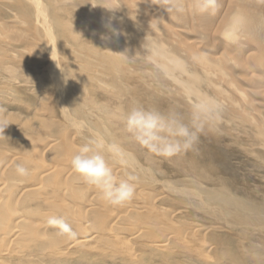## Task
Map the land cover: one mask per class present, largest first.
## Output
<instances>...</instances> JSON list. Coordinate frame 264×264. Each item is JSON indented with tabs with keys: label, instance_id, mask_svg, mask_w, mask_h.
I'll return each instance as SVG.
<instances>
[{
	"label": "rangeland",
	"instance_id": "1",
	"mask_svg": "<svg viewBox=\"0 0 264 264\" xmlns=\"http://www.w3.org/2000/svg\"><path fill=\"white\" fill-rule=\"evenodd\" d=\"M217 5L209 13L194 0H0V264H264V0ZM156 42L169 58L148 48ZM189 73L206 100L222 101L216 81L235 88L204 111L177 81ZM133 107L186 127L190 146L166 156L139 144L123 123ZM90 132L160 182L106 147L114 174L135 177L136 192L105 203L70 165ZM17 164L30 174L18 176ZM49 216L76 236L57 235Z\"/></svg>",
	"mask_w": 264,
	"mask_h": 264
},
{
	"label": "clouds",
	"instance_id": "2",
	"mask_svg": "<svg viewBox=\"0 0 264 264\" xmlns=\"http://www.w3.org/2000/svg\"><path fill=\"white\" fill-rule=\"evenodd\" d=\"M195 8L200 12L215 13L217 0H194ZM102 39H110L103 36ZM74 128L84 129L87 124L83 120L71 121ZM125 130L142 146L149 148L161 155H174L182 148L190 146L187 139L192 135L184 126L172 128L165 119L157 112L147 110L143 107H133L124 116ZM172 137H184L183 143L180 139H169ZM106 141L98 134L87 138L72 155L70 165L74 173L79 175L83 181L94 187L101 199L112 206H119L130 201L136 192L133 182L135 177L127 176L119 178L114 174L113 168L104 155ZM109 151L110 146H108ZM15 171L20 177H27L30 170L23 164H17ZM46 224L50 228L57 229V235L75 237L76 233L62 216H49Z\"/></svg>",
	"mask_w": 264,
	"mask_h": 264
},
{
	"label": "bare ground",
	"instance_id": "3",
	"mask_svg": "<svg viewBox=\"0 0 264 264\" xmlns=\"http://www.w3.org/2000/svg\"><path fill=\"white\" fill-rule=\"evenodd\" d=\"M257 1V0H256ZM145 2V1H144ZM39 4V3H38ZM149 3H147V5H148ZM153 7V6H152ZM158 7V6H157ZM43 9V8H42ZM43 13V12H42ZM235 22H239L240 20H237L236 18L235 19H233ZM233 23V22H232ZM2 26V25H1ZM220 26V25H219ZM232 26H234L235 27V25H234V23H233V25ZM239 26H241V25H239ZM244 27H246V25L244 26ZM253 29H254V27H253ZM226 30V29H225ZM232 31V30H231ZM257 31V30H256ZM2 32V31H1ZM232 33V32H231ZM258 33V32H257ZM3 34V33H2ZM225 35H227V36H229L230 37V28L228 27L227 28V30H226V33H224ZM234 34V33H233ZM47 35V34H46ZM49 36V35H48ZM233 36V35H232ZM234 36H235V34H234ZM51 38V37H50ZM258 38V37H257ZM220 39V38H219ZM149 40V39H148ZM154 40H156V39H154ZM153 40V41H154ZM235 41V40H234ZM155 42V41H154ZM257 43V42H256ZM53 44V43H52ZM153 44V43H152ZM150 45L151 44H149V46H148V48L150 49V48H154L155 50H156V48L158 49V52L161 54V56L162 57H164V58H169V56H167V53L165 54L164 53V51H163V48L164 47H161L159 44H157V42L155 43V45L153 46V47H150ZM242 45V44H241ZM239 46V45H238ZM166 48V47H165ZM54 49V48H53ZM238 49V48H237ZM193 51V50H192ZM258 51V50H257ZM260 51V50H259ZM155 52V51H154ZM225 52V51H224ZM52 53V52H51ZM183 53V52H182ZM259 53V52H258ZM47 54V53H46ZM226 55V54H225ZM52 56V55H51ZM257 56V55H256ZM52 58H54V57H52ZM189 58V57H188ZM175 59V58H174ZM216 59V58H215ZM215 59H211L212 61H214ZM254 59V58H253ZM257 59V58H256ZM262 59V58H261ZM176 61H172L171 60V63L173 62L174 64H176L177 63V59H175ZM260 61V60H259ZM55 62V61H54ZM192 62V61H191ZM239 62V61H238ZM251 62V61H250ZM193 63V62H192ZM240 63V62H239ZM259 63H261V61L259 62ZM242 64V63H241ZM244 64V63H243ZM242 64V65H243ZM232 65V64H231ZM248 65V64H247ZM238 66V65H237ZM246 66V65H245ZM254 66V65H253ZM252 66V67H253ZM56 67H57V65H56ZM164 67H165V64H164ZM163 67V68H164ZM240 67H241V65H240ZM262 67V66H261ZM53 67L52 66H50V69H52ZM55 68V67H54ZM215 69H211L212 70V72H218V67H217V69H216V67H214ZM251 68V67H250ZM58 69H59V65H58V68H57V70L55 71V73H54V81H55V83H56V86H62V83H63V81H62V76L60 75V72H58ZM166 69V68H165ZM169 69V68H168ZM237 69H239V67L237 68ZM248 69V68H247ZM261 69V68H260ZM54 70V69H53ZM52 70V71H53ZM169 70H172V69H169ZM262 70V69H261ZM167 71V70H166ZM206 71V70H205ZM221 70H219V72L218 73H221L220 72ZM235 71V70H234ZM249 71V70H248ZM168 72V71H167ZM185 72H187V71H185ZM262 72H264V71H262ZM230 74V73H229ZM186 75H188V74H186ZM219 75H222L223 77L225 76V75H223V73H221V74H219ZM170 76H171V74H170ZM229 76H231V75H228V74H226V78H225V80L226 81H228L227 80V77H229ZM53 77V76H52ZM198 77H200V76H197L196 74H190L189 73V78H188V80H185V81H183V80H179V79H177V81L180 83V84H182L183 86H187L188 88H189V90H187V94L188 95H194L196 98H197V101H198V103H199V105H202V109L205 111V110H210V109H213V110H216L217 108H218V106H217V100H218V102L219 103H222L224 100H226V99H228V98H230V91H228L230 88L229 87H232V88H235V86L231 83V79L229 80V83L227 82V84H226V87H227V89H226V87L224 88H222V86L219 84V85H217L219 82H217L216 81V83L217 84H213V88L215 89V91H217V94H218V96L221 98V102H220V100H219V98H217V100H216V98H213V99H208V100H206L205 99V96H202L200 93H199V91L200 90H198L197 89V87L195 88V87H193V83H196L197 81H198ZM220 77V76H219ZM218 77V78H219ZM62 78V79H61ZM216 78V77H215ZM217 78V79H218ZM254 78V77H253ZM218 81H220V80H218ZM192 82V85H189L188 83H191ZM260 82V81H259ZM54 83V84H55ZM200 83H202V82H200ZM199 83V84H200ZM223 83V82H222ZM243 84V83H242ZM196 85H197V83H196ZM241 85V84H240ZM263 87V86H262ZM199 88V87H198ZM212 88V87H211ZM241 88V87H240ZM260 88V87H259ZM232 90V89H231ZM233 91V90H232ZM244 92H246V91H244ZM257 95V94H256ZM250 98V97H249ZM50 100V99H49ZM235 100H236V98H235ZM56 102H58V104H59V107H60V109L62 110V112L65 114V116L66 117H68L69 116V114L71 113V112H69V114H68V116L66 115L67 113H68V107L66 106L67 105V100L64 98V95H62L61 94V91H60V88H58L57 89V87H56ZM230 102H232V101H230ZM51 103V102H50ZM257 104H258V102H257ZM234 105V104H233ZM238 105V104H237ZM246 105V104H245ZM260 105V104H259ZM231 106V105H230ZM238 108V107H237ZM241 108V107H240ZM242 111V110H241ZM255 111V110H254ZM206 113V112H205ZM256 113V112H255ZM207 114V113H206ZM260 114H261V112H260ZM260 116V115H259ZM264 116V115H263ZM70 117H72V116H70ZM70 117H69V119H70ZM75 117V116H74ZM73 117V119H75ZM217 118V117H216ZM262 119V118H261ZM66 120V119H65ZM71 120V119H70ZM79 120V119H78ZM217 120V119H216ZM215 120V121H216ZM67 121V120H66ZM71 121H73V120H71ZM62 122V121H61ZM67 123H69V122H67ZM250 123V122H249ZM72 124V123H71ZM257 125V124H256ZM88 127V126H87ZM251 127V126H250ZM257 127H258V125H257ZM78 130V129H77ZM80 130H82L83 131V129H80ZM81 131V132H82ZM86 131V130H85ZM89 132V131H88ZM93 132H95L94 130H93ZM260 132V134H261V130L259 131ZM262 132H264L263 130H262ZM91 133V132H90ZM97 133V132H96ZM95 133V134H96ZM74 134V133H73ZM254 134V133H253ZM259 134V133H258ZM263 134V133H262ZM63 135V134H62ZM61 135V136H62ZM91 135H92V133H91ZM256 135H257V133H256ZM264 135V134H263ZM85 136V135H84ZM259 136V135H258ZM257 136V137H258ZM260 137H261V135H260ZM264 138V137H263ZM260 141V140H259ZM263 141V140H262ZM261 142V141H260ZM56 143V142H55ZM55 145V144H54ZM70 145V144H69ZM108 146H110V151L112 152V151H116L115 153H117L118 155H120L121 157H122V159L124 158L126 161H128V160H130L131 162L130 163H132V162H134V164L135 165H137V167L140 169V171L143 173V174H148V175H150L151 176V179L156 183V182H158L159 180H157V178L153 175V172H150V170L148 169V168H146V167H143V165H141L140 163H138V161L137 160H135V159H133V156H132V154H130V153H128L127 151H124L123 149H120V148H117V147H114V146H111V145H108L107 143H106V147L108 148ZM56 147V146H55ZM109 149V148H108ZM109 151V152H110ZM105 152V151H104ZM107 152V151H106ZM108 152V153H109ZM115 155V154H114ZM113 156V155H112ZM116 158H117V156H115ZM123 161V160H122ZM129 163V164H130ZM3 164V163H2ZM133 164V165H134ZM132 166V165H131ZM68 167H70V166H68ZM118 168V167H117ZM135 168V167H134ZM124 169V168H123ZM48 170V169H47ZM125 170V169H124ZM47 172H49V171H47ZM44 173V172H43ZM73 173V172H72ZM51 174V173H50ZM73 174H75V173H73ZM52 175H53V173H52ZM43 176V175H42ZM53 177V176H52ZM58 180V179H57ZM78 180V179H77ZM144 180V179H143ZM56 181V180H55ZM146 181V180H145ZM54 182V181H53ZM160 182V181H159ZM52 184V183H51ZM163 185H164V187L165 188H172V189H175V190H177V191H179V189L178 188H175L174 186H171L169 183H166V182H163ZM140 186V185H139ZM34 188V187H33ZM146 188V187H145ZM151 189V188H150ZM169 190V189H168ZM81 191V190H80ZM153 191V190H152ZM158 191V190H157ZM183 193H186V191H182ZM196 192V191H195ZM48 193V192H47ZM193 192L192 191H189V194H191V195H193L192 194ZM92 194V193H91ZM94 196V195H93ZM214 197V196H213ZM202 198V197H201ZM210 198V197H209ZM215 198V197H214ZM10 199V198H9ZM52 199V198H51ZM226 200V199H225ZM235 202H236V200H234ZM199 202V201H198ZM106 203V202H105ZM129 204V203H128ZM233 204H234V202H233ZM73 205V204H72ZM86 206V205H85ZM134 207V206H133ZM132 208V207H131ZM137 208H139V207H137ZM142 208H144V207H142ZM150 208V207H149ZM157 208V207H156ZM99 209V208H98ZM175 209V208H174ZM173 209V210H174ZM143 210V209H142ZM18 215V214H17ZM26 215V214H25ZM56 215V214H55ZM115 216L113 217V219H116L118 216H119V214H114ZM139 215H141V214H139ZM143 215V214H142ZM141 215V216H142ZM5 217V216H4ZM139 217V216H138ZM30 218V217H29ZM143 218V217H142ZM141 219V218H140ZM86 223V222H85ZM143 223V222H142ZM18 224V223H17ZM16 224V225H17ZM8 225H9V223H8ZM13 226V225H12ZM124 226V225H123ZM103 227V226H102ZM125 228V227H124ZM91 229V228H90ZM100 229V228H99ZM83 230V229H82ZM93 230V229H92ZM91 231V230H90ZM11 232V231H10ZM92 233V232H91ZM16 234V233H15ZM86 234V233H85ZM88 234V233H87ZM90 234V233H89ZM103 234V233H102ZM12 235V234H11ZM41 236H42V234H41ZM8 237V236H7ZM90 236L88 237V238H86V239H82V244H84V243H87L90 239ZM98 241V240H97ZM80 241H78L77 243H79ZM147 242V241H146ZM100 243V242H99ZM133 243V242H132ZM96 245V244H95ZM141 246V245H140ZM250 250V249H249ZM7 262V261H6ZM5 262V263H6Z\"/></svg>",
	"mask_w": 264,
	"mask_h": 264
}]
</instances>
